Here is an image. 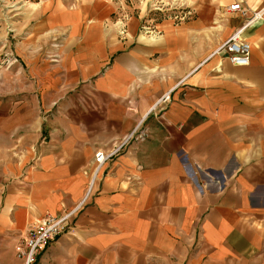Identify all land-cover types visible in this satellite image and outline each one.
Returning <instances> with one entry per match:
<instances>
[{
  "label": "crops",
  "instance_id": "obj_1",
  "mask_svg": "<svg viewBox=\"0 0 264 264\" xmlns=\"http://www.w3.org/2000/svg\"><path fill=\"white\" fill-rule=\"evenodd\" d=\"M236 1H167L190 11L179 22L128 0L31 8L0 87V264L134 130L34 264H264V12L247 65L213 54L244 21Z\"/></svg>",
  "mask_w": 264,
  "mask_h": 264
},
{
  "label": "built area",
  "instance_id": "obj_2",
  "mask_svg": "<svg viewBox=\"0 0 264 264\" xmlns=\"http://www.w3.org/2000/svg\"><path fill=\"white\" fill-rule=\"evenodd\" d=\"M136 1L142 2L141 0ZM169 2H167L166 5L162 4L161 6H156L155 2H153L151 4V9H154L158 12H173L171 17L174 21L178 22L184 20L190 14V11L186 10V8H183L182 5L176 7L174 5L175 2ZM242 2L243 0L234 2L227 8V10L230 13H237L241 18H244L243 23L213 51V54L225 55L228 61L236 66H244L249 62L250 44L246 41V39L243 38V31L245 30L246 26H248L254 20L260 19L264 12L263 8L259 11L249 13L247 8L242 7ZM123 21V18H120L116 21V24L120 30L119 33L121 34L125 33ZM143 30L145 31V29ZM168 99L169 93H166L159 99V101ZM134 133H136V130L129 133L120 142L115 144L108 153L100 150L94 154L93 162L95 167L93 176L89 182L87 191L80 202L75 204L72 208L63 210L58 214H45L28 229L21 242L15 249L17 258L21 261V264H34L37 256L43 251L48 242L52 241L55 237L70 229L76 214L83 206V203L91 191L98 171L103 166V164L119 154L125 145L134 138Z\"/></svg>",
  "mask_w": 264,
  "mask_h": 264
},
{
  "label": "rangeland",
  "instance_id": "obj_3",
  "mask_svg": "<svg viewBox=\"0 0 264 264\" xmlns=\"http://www.w3.org/2000/svg\"><path fill=\"white\" fill-rule=\"evenodd\" d=\"M41 0H0V87L4 90L6 82V55L16 54L22 42V29L26 23L34 19L31 14L32 7L36 6ZM133 0V3H142L145 10L151 9V4L155 2L156 6L167 4L171 0ZM144 2V3H143ZM144 4H146L144 6ZM143 8V9H144ZM25 36V35H24ZM16 59V57H15ZM12 63V62H10ZM9 63V64H10Z\"/></svg>",
  "mask_w": 264,
  "mask_h": 264
}]
</instances>
